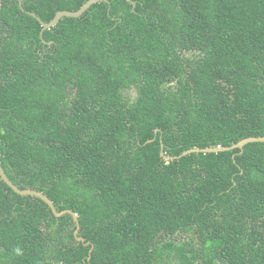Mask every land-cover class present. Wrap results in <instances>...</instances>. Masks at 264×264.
Here are the masks:
<instances>
[{"label": "trees", "instance_id": "1", "mask_svg": "<svg viewBox=\"0 0 264 264\" xmlns=\"http://www.w3.org/2000/svg\"><path fill=\"white\" fill-rule=\"evenodd\" d=\"M87 1L0 0L2 165L80 223L0 175V264H264V142L167 158L264 136V0L28 13Z\"/></svg>", "mask_w": 264, "mask_h": 264}, {"label": "water", "instance_id": "2", "mask_svg": "<svg viewBox=\"0 0 264 264\" xmlns=\"http://www.w3.org/2000/svg\"><path fill=\"white\" fill-rule=\"evenodd\" d=\"M20 1V4L22 5V2L21 0ZM101 1H108V0H88L87 2H85L78 10H60L56 13V15L54 16V18L49 21V22H46L44 21L40 16H38L35 12L33 11H28L29 14L35 16L42 24L43 28L41 30V36L43 35V32L46 30V29H49L53 26H55L61 18L65 17V16H71V17H79L81 16L86 10H88L93 4L97 3V2H101ZM130 2H132L133 4H135V1L133 0H128ZM157 132V130H156ZM256 141H262L264 142V136H250V137H247V138H244L242 140H240L239 142L231 145V146H210V147H205V148H200V147H194V148H190V149H187L185 150L182 154L180 155H177V156H167L168 159L170 158H179L181 156H184V155H187V154H190L192 152H220V151H227V150H232V149H235V148H240L242 151L244 149V146L250 142H256ZM162 148H163V144H162ZM161 154L163 156H165V153L162 149V152ZM0 175H1V178L11 187L13 188L16 192H18L19 194H22V195H35V196H38L40 198H42L45 202L48 203V205L51 207L52 211L54 212L55 215L57 216H61L65 213H71L77 223V229L75 231V233L77 234L79 229H80V223H79V220H78V216L75 212H73L72 210H69V209H66V210H63V211H58L53 200L46 194H44L43 192L41 191H38V190H34V189H29V188H26V189H21L18 185H16L10 178L9 176L7 175V173L5 172V169L2 165V150L0 148Z\"/></svg>", "mask_w": 264, "mask_h": 264}, {"label": "rangeland", "instance_id": "3", "mask_svg": "<svg viewBox=\"0 0 264 264\" xmlns=\"http://www.w3.org/2000/svg\"><path fill=\"white\" fill-rule=\"evenodd\" d=\"M134 94H135V92H134Z\"/></svg>", "mask_w": 264, "mask_h": 264}]
</instances>
